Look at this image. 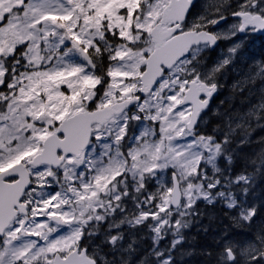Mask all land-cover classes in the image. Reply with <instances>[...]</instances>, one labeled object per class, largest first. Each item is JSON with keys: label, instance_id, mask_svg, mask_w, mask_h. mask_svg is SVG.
<instances>
[{"label": "snow or ice", "instance_id": "6c2138e0", "mask_svg": "<svg viewBox=\"0 0 264 264\" xmlns=\"http://www.w3.org/2000/svg\"><path fill=\"white\" fill-rule=\"evenodd\" d=\"M256 33L264 0H0V264H181L201 204L212 264H264Z\"/></svg>", "mask_w": 264, "mask_h": 264}, {"label": "trees", "instance_id": "16d2710c", "mask_svg": "<svg viewBox=\"0 0 264 264\" xmlns=\"http://www.w3.org/2000/svg\"><path fill=\"white\" fill-rule=\"evenodd\" d=\"M212 55V52L208 54V60L212 57ZM235 79H239V77H237L235 73H230L226 81L227 86L223 90V92H225L224 100L226 97L229 96H234V99L231 100V102L229 100H225V103L223 105L219 103L218 106L220 107L221 111L225 108H229L230 105L231 110L240 108L242 111H244L247 109L250 103H256L258 100V96L256 95L255 97H251V99L249 100L246 99L247 93H244L243 95L239 93H234L231 90V82ZM218 98L215 100L216 102ZM242 100L244 101L243 104L241 103ZM218 123H220L219 118L212 117L207 122V124L204 125V128L206 131L211 132V129ZM262 134H264V132H260L259 130L257 131V133H254V135ZM256 195L260 198H264V185H261V187H258L256 189ZM201 208H203V210L201 211L205 212L203 213V215L200 216L198 223L194 224L192 228L187 230V235L189 239L188 242H186L184 245L185 251H191L193 253L192 255L184 256L181 260V264H212L208 257L203 255L202 252L205 249L208 251H214L216 249V238L221 234V232L225 228H229L231 226L230 221L224 215L221 206L217 205L216 207H212L210 205H204L201 206ZM204 228H207L206 232L203 230ZM202 231H204L206 235L201 234ZM235 231L237 233H240L243 230L235 229Z\"/></svg>", "mask_w": 264, "mask_h": 264}, {"label": "flooded vegetation", "instance_id": "af4514ba", "mask_svg": "<svg viewBox=\"0 0 264 264\" xmlns=\"http://www.w3.org/2000/svg\"><path fill=\"white\" fill-rule=\"evenodd\" d=\"M244 44L246 45L247 63L251 62L250 60H248L249 57H254L257 60L264 59V35L258 36L256 34H253L246 38Z\"/></svg>", "mask_w": 264, "mask_h": 264}, {"label": "rangeland", "instance_id": "374dc122", "mask_svg": "<svg viewBox=\"0 0 264 264\" xmlns=\"http://www.w3.org/2000/svg\"><path fill=\"white\" fill-rule=\"evenodd\" d=\"M246 40V39H245ZM215 54H216V56L219 54V49L215 52ZM247 61H244V62H242V63H246ZM236 75V74H235ZM233 82V81H232ZM231 82V83H232ZM227 86V85H226ZM260 87V83L259 82H257V84L255 85V88H259ZM220 100H218L217 102H216V104H214L213 105V109H215L216 107H217V104H218V102H219ZM214 118V116L211 114V113H208V117H207V122L210 120V118ZM201 206H204V204H201ZM200 206V207H201ZM201 210H203V208H201ZM205 211H202V213H204ZM201 234H205V232L204 231H202L201 232Z\"/></svg>", "mask_w": 264, "mask_h": 264}, {"label": "bare ground", "instance_id": "6f19581e", "mask_svg": "<svg viewBox=\"0 0 264 264\" xmlns=\"http://www.w3.org/2000/svg\"><path fill=\"white\" fill-rule=\"evenodd\" d=\"M264 48V47H263ZM261 56V55H260ZM232 80V79H231ZM254 97H255V95H254ZM231 102V101H230ZM227 225V224H226ZM211 230V229H210ZM214 233V232H213ZM206 235V234H205ZM196 249V248H195ZM193 253V252H192ZM189 258V257H188ZM195 261V260H194ZM200 262V261H199ZM206 264V263H205Z\"/></svg>", "mask_w": 264, "mask_h": 264}]
</instances>
